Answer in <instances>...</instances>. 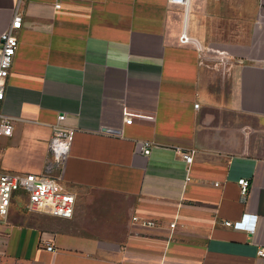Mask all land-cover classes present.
I'll use <instances>...</instances> for the list:
<instances>
[{
	"label": "crops",
	"instance_id": "crops-1",
	"mask_svg": "<svg viewBox=\"0 0 264 264\" xmlns=\"http://www.w3.org/2000/svg\"><path fill=\"white\" fill-rule=\"evenodd\" d=\"M16 1L0 0V33ZM21 12L0 170L41 173L54 127H71L53 174L75 206L70 219L11 209L0 264H264V0H190L186 14L168 0H25ZM184 24L199 51L179 42ZM251 216L250 229L224 223Z\"/></svg>",
	"mask_w": 264,
	"mask_h": 264
},
{
	"label": "built area",
	"instance_id": "built-area-1",
	"mask_svg": "<svg viewBox=\"0 0 264 264\" xmlns=\"http://www.w3.org/2000/svg\"><path fill=\"white\" fill-rule=\"evenodd\" d=\"M25 0H17L14 7L13 17L9 25L0 33V101L5 92L7 77L18 44L16 31L22 27L21 7ZM172 4L181 5L187 13L190 0H168ZM181 44H192L200 50L198 41L187 33L186 25L178 36ZM211 51V50H210ZM215 63L226 64L230 58L224 51L215 52ZM198 107V103L194 104ZM126 123H131L128 118ZM13 132L12 119L0 112V136H10ZM74 136V129L71 127L55 126L54 131L47 143L46 159L41 173L17 172L0 170V219H5L11 209L24 212H41L53 217L70 219L74 214L75 195L64 188L54 176L53 171L64 162ZM147 144L140 147L144 151ZM181 158L189 166L192 163V151L185 152L178 150ZM242 199H245L250 187V182L245 178L237 179ZM246 216V215H245ZM247 217V216H246ZM251 225L245 226L242 221L231 223L239 229H250L254 227L255 217L251 216ZM147 224L152 222L147 221ZM48 246L47 249H51ZM258 254L264 257V249Z\"/></svg>",
	"mask_w": 264,
	"mask_h": 264
},
{
	"label": "rangeland",
	"instance_id": "rangeland-1",
	"mask_svg": "<svg viewBox=\"0 0 264 264\" xmlns=\"http://www.w3.org/2000/svg\"><path fill=\"white\" fill-rule=\"evenodd\" d=\"M23 160H24V156H23ZM20 168L24 169V165L22 167H20Z\"/></svg>",
	"mask_w": 264,
	"mask_h": 264
}]
</instances>
